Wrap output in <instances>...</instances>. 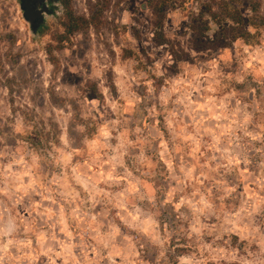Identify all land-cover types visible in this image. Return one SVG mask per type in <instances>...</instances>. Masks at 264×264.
<instances>
[{"label":"rangeland","instance_id":"1","mask_svg":"<svg viewBox=\"0 0 264 264\" xmlns=\"http://www.w3.org/2000/svg\"><path fill=\"white\" fill-rule=\"evenodd\" d=\"M253 4L69 0L88 26L34 38L0 0V264H264V28L223 30Z\"/></svg>","mask_w":264,"mask_h":264},{"label":"flooded vegetation","instance_id":"2","mask_svg":"<svg viewBox=\"0 0 264 264\" xmlns=\"http://www.w3.org/2000/svg\"><path fill=\"white\" fill-rule=\"evenodd\" d=\"M32 37L37 38L50 22H60L67 14L69 0H15Z\"/></svg>","mask_w":264,"mask_h":264},{"label":"trees","instance_id":"3","mask_svg":"<svg viewBox=\"0 0 264 264\" xmlns=\"http://www.w3.org/2000/svg\"><path fill=\"white\" fill-rule=\"evenodd\" d=\"M258 4H253L250 8L251 13H253V16L249 19L248 23L249 26L254 29L256 32L254 34H250L248 31L244 30V22L242 15L240 14L239 10L236 8H229L226 6V8L223 10V13L225 15L224 22L226 21L229 23V25L226 28H223V30L229 29L231 33L234 35L233 39H241L245 42V44H248V40L253 38L254 36L259 35V30L263 27L264 28V18L260 17L258 14ZM211 19H214L211 16ZM218 23H221L218 22ZM89 24V21L85 20L81 17L73 16L71 13L67 14V23H66V33L67 35H70L82 28L87 27ZM160 23L158 24V27H160ZM237 33V34H234ZM158 43L162 44L164 43V38L161 34L157 35ZM61 40V38H60Z\"/></svg>","mask_w":264,"mask_h":264},{"label":"clouds","instance_id":"4","mask_svg":"<svg viewBox=\"0 0 264 264\" xmlns=\"http://www.w3.org/2000/svg\"><path fill=\"white\" fill-rule=\"evenodd\" d=\"M5 179L8 182V185L10 188H15V183H16V180L18 179V177H16L14 173H11L10 171H8L6 173ZM208 207H212V205L209 204ZM18 228H19V225H16L13 219H9L4 224L3 228L0 229V231L3 232V235L5 237H8V236L13 235V233H15ZM194 264H195V262H194Z\"/></svg>","mask_w":264,"mask_h":264}]
</instances>
